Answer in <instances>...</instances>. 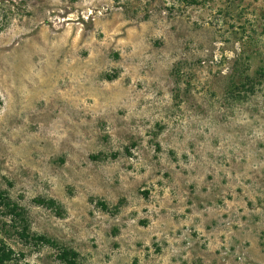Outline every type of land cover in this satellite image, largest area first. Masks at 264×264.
I'll return each instance as SVG.
<instances>
[{
  "label": "rangeland",
  "instance_id": "374dc122",
  "mask_svg": "<svg viewBox=\"0 0 264 264\" xmlns=\"http://www.w3.org/2000/svg\"><path fill=\"white\" fill-rule=\"evenodd\" d=\"M260 67L264 0H0L9 264H264Z\"/></svg>",
  "mask_w": 264,
  "mask_h": 264
},
{
  "label": "trees",
  "instance_id": "16d2710c",
  "mask_svg": "<svg viewBox=\"0 0 264 264\" xmlns=\"http://www.w3.org/2000/svg\"><path fill=\"white\" fill-rule=\"evenodd\" d=\"M186 5H192L198 3V0H184ZM264 77V68L260 67L257 69L255 76H245V80L241 83L237 84L236 89H244V90H251L262 81ZM240 85V87H238ZM36 203L43 205V206H53L55 204V200L53 199H46L43 197L36 198L34 200ZM103 208H105V204L101 203ZM3 207L6 211V213L11 215V217L15 221H22V228L18 232V235L22 237L24 240L30 239H36L37 241L43 243V244H50L55 245L52 243V241L43 235H31L28 232V226L25 224L24 220V209L19 206L16 202H12L9 200V198L6 196L5 192L3 190H0V208ZM14 227V225H12ZM15 252L8 248L5 243L0 244V264H9V262L14 258ZM77 253L73 250L69 249H62L60 253L57 255L58 258L67 264H76V257Z\"/></svg>",
  "mask_w": 264,
  "mask_h": 264
}]
</instances>
